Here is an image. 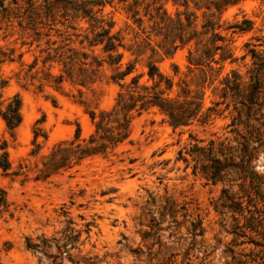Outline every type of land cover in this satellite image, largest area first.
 I'll return each instance as SVG.
<instances>
[{
  "label": "trees",
  "instance_id": "obj_1",
  "mask_svg": "<svg viewBox=\"0 0 264 264\" xmlns=\"http://www.w3.org/2000/svg\"><path fill=\"white\" fill-rule=\"evenodd\" d=\"M244 1L0 0V20L16 21L22 30L34 35L17 36L9 45H0V71L4 63H17V81L23 86L35 85L38 91L45 86L62 90L64 83L76 87L78 101L92 122L88 135H82L77 122L71 137L42 151L38 138L47 139L41 126L43 114L34 122L31 147L16 167L9 158L8 140L0 137L2 173L12 178L47 180L76 168L86 159L110 156L133 142V122L144 113H159L162 122L179 132L194 125H209L217 117L226 118L220 134L211 132L208 137H199L189 131V141L177 150L176 159L186 165L191 162V173L206 183L222 184L212 204L218 222L235 244L252 245L247 253H239L245 258L233 255V259L239 264H264V169L256 168V160L264 152V35L244 43L240 59H249L244 72L234 67L224 71V63H233L237 57L222 32V15ZM167 3L174 7L173 12L167 9ZM107 5H120L145 35L136 34L127 43L120 31L112 32L114 20L103 15ZM75 19L87 20L92 36H48L49 31H43ZM144 22H148V30ZM253 25V20L243 17L229 27L233 32H246ZM67 26L74 28L73 24ZM18 41L19 46H15ZM180 47H187L185 70L173 63L171 74L163 72L158 61L171 57ZM125 52L129 53L126 60ZM26 53H30V61H25ZM139 61L146 67L143 72L136 71ZM104 77L118 90L110 107L99 108L88 101L84 92L92 91ZM7 82L8 79L0 80L1 90ZM1 90L0 118L14 139L22 122V97L17 92L3 98ZM52 101L55 103V99ZM149 201L150 205L142 208L149 227L144 237L151 236L153 241L146 252L138 246L130 249L131 253L138 259L145 255L147 264H191L189 250L203 234V218L193 217L187 202L178 203L171 196L163 200L150 196ZM14 211L6 189L0 186V217H13ZM166 211L170 220L162 226ZM67 213L61 205V214ZM178 215L184 218L181 222ZM66 222L62 239L44 234L38 240L26 237V248L45 255L50 264H65L63 253L70 257L68 251L80 237V231L74 233L71 227L72 220ZM90 225L86 223L88 232ZM181 225H185L190 241L183 262L178 263L175 250L182 248L186 240L180 238L179 244L164 241L161 231L169 228L175 232ZM52 246L57 252L49 251ZM89 263L86 258L85 264Z\"/></svg>",
  "mask_w": 264,
  "mask_h": 264
},
{
  "label": "rangeland",
  "instance_id": "obj_2",
  "mask_svg": "<svg viewBox=\"0 0 264 264\" xmlns=\"http://www.w3.org/2000/svg\"><path fill=\"white\" fill-rule=\"evenodd\" d=\"M166 7L170 12L174 11L170 3ZM103 15L114 20L111 31H120L127 43L132 42L136 34L145 35L127 18L120 5L105 6ZM243 17L253 20L252 30L233 32L229 25ZM221 20L222 32L237 57L233 63H224V71L234 67L244 72L249 60L248 57L240 59L245 52L244 43L253 36L264 35V0H245L240 5L231 6L223 13ZM68 24H73L74 28ZM144 25L148 30V22H144ZM43 31H49L48 36L93 34L85 19L71 20L64 25L57 23L52 29L46 27ZM31 33L30 30H22L16 21L11 23L6 19L0 20V45H9L17 36H34ZM2 36L6 38L2 39ZM75 44L78 45L77 41ZM15 46H19V41ZM186 54L187 47H180L171 57L158 61V66L168 74L172 73L173 63L180 70H185ZM128 57L129 53L125 52L124 60ZM24 59L30 61V53H26ZM19 68L17 63H4L0 71V80L8 79L6 86L0 89L3 98L17 92L22 97V122L14 139L6 132L0 118V137L8 140L9 158L13 167L26 157L31 147L34 122L43 114L45 119L41 126L47 139L43 140L42 136L38 138L43 145L42 151H46L56 141L71 137L77 122L82 135L86 136L92 130V122L78 101L76 87L64 83L62 90L45 86L42 91H38L35 85L23 86L17 81L15 73ZM145 69L143 61L137 62V72ZM105 74H109L108 69ZM117 90L118 86L104 77L93 85L92 91L84 92V96L91 103H97L99 108H108ZM52 99H55V103ZM209 100L207 96L205 103L208 104ZM161 117L156 112L142 114L133 122L132 143L124 145L110 156L86 159L76 168L47 180L34 179L32 176L26 179L12 178L4 175L0 169V186L6 189L15 210L13 217H0V264H50L45 255L26 248L25 238L38 240V236L44 234L46 237L62 239L67 219L72 220L74 233L80 231V237L73 243V248L69 249L70 257L66 252L63 253L65 264H85L86 258H89V264H147L145 255L138 259L130 249L140 246L146 252L147 246L153 241L151 236L144 237L149 227L148 219L142 212L143 206L146 209L150 205V196L161 200L171 196L178 203L187 202L189 213L193 217L199 215L203 218V234L189 250L191 264H239L233 255L245 258L239 256V253H247L252 245L235 244L232 235L218 222V214L212 204L222 184L206 183L202 177L191 173V162L186 165L176 159L177 150L189 141V131L199 137H208L211 132L220 134L227 119L217 117L209 125H194L179 132L162 122ZM263 155L264 152H261L256 160L257 169H264L259 167ZM61 205L67 209V216L61 214ZM154 213L158 215L157 209ZM165 214L162 226H166L170 220L169 212ZM182 219L178 215V221ZM87 222L91 224L89 232L86 229ZM171 231L169 228L161 231L164 241L177 244L182 237L186 240L182 248L175 250L178 252L176 261L181 263L190 238L185 225H181L175 232ZM49 251L57 252L54 246Z\"/></svg>",
  "mask_w": 264,
  "mask_h": 264
},
{
  "label": "water",
  "instance_id": "obj_3",
  "mask_svg": "<svg viewBox=\"0 0 264 264\" xmlns=\"http://www.w3.org/2000/svg\"><path fill=\"white\" fill-rule=\"evenodd\" d=\"M259 167H264V155L260 158Z\"/></svg>",
  "mask_w": 264,
  "mask_h": 264
}]
</instances>
